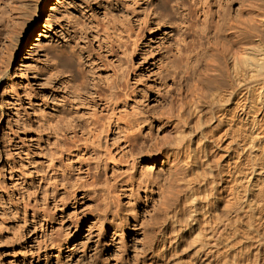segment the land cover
Masks as SVG:
<instances>
[{
  "label": "rangeland",
  "instance_id": "rangeland-1",
  "mask_svg": "<svg viewBox=\"0 0 264 264\" xmlns=\"http://www.w3.org/2000/svg\"><path fill=\"white\" fill-rule=\"evenodd\" d=\"M40 1L0 0V264H264V0H54L9 60Z\"/></svg>",
  "mask_w": 264,
  "mask_h": 264
},
{
  "label": "bare ground",
  "instance_id": "bare-ground-1",
  "mask_svg": "<svg viewBox=\"0 0 264 264\" xmlns=\"http://www.w3.org/2000/svg\"><path fill=\"white\" fill-rule=\"evenodd\" d=\"M46 1V2H45ZM54 0H42L40 1L41 3H39V5L35 8H33V6H29V11L28 14L26 13V15H28V18L24 19V25L25 28L23 31L21 32H17L15 34V40L16 43L14 44L15 46V50L12 51L11 56L9 58V60L12 61L14 55L22 52L23 50H25L27 47L28 50L30 51V49L32 47H34L35 45H33L35 43V39L37 37V35H39L40 32V28L42 27V33L40 34V36H44V37H51L52 36V27H53V17H47V10L49 8V4L51 2H53ZM37 5V4H36ZM182 5L184 6L183 0H175V2L173 4H171L172 8L175 10H179L180 8H182ZM182 16L185 15V13L180 12ZM62 24H60L61 26ZM28 33L26 34V30H28ZM153 27H149V31L150 33L153 31ZM13 32V31H12ZM50 44V42H49ZM51 45V44H50ZM262 55L261 58L259 60V63H256V66H258V71L261 72V75L264 74V50L262 51ZM111 86V85H109ZM256 86H259L258 88ZM261 89L260 94H259V98L256 102L252 101V94L255 90ZM234 95H241L238 98V107L240 108V111H242L241 113H239V116L244 119V120H248L250 119V113L252 112V108L254 109V113L257 116V118L261 115V108H264V82L260 85H253L250 82H244L242 84H240V86L238 87L237 90L231 91L230 95L228 97L227 100H230L232 98V96ZM242 98V99H241ZM250 102V105L247 104V102ZM257 106V107H256ZM225 112V111H224ZM224 114V113H223ZM254 119V117H253ZM185 155H186V163L189 164L191 161H193V157L197 156L199 157L198 153L199 151L197 150V153L191 154L186 150H184ZM189 153V154H188ZM256 157V156H255ZM154 159V158H153ZM257 165H253L251 169H249V173L243 177L242 179H240V181L246 180L247 181V185H246V189H244L243 191V201L242 203H240L242 205V209H246L249 214L250 217L251 216H257L258 218V223L259 226H263L264 227V207L261 206V203H259L258 205L251 204L250 201V191L248 190V182H250V180L252 181V179L254 177H256L260 171H258V167H256ZM222 173L219 172L218 175H220ZM215 182V181H214ZM231 194V193H229ZM215 196H220V195H215ZM216 198V197H215ZM191 201H196L197 200V195H193L191 197ZM231 199H234V196L231 197ZM217 200V199H216ZM236 200H238L237 196H236ZM229 204H232L235 202V200H230ZM245 203V205H244ZM209 203H206L204 205H202L204 208H208ZM198 206L196 205H189V209H192L190 211L189 217L187 218V221H189L191 218H194V212L198 211ZM257 213V214H256ZM80 229L82 228V225L79 227Z\"/></svg>",
  "mask_w": 264,
  "mask_h": 264
}]
</instances>
